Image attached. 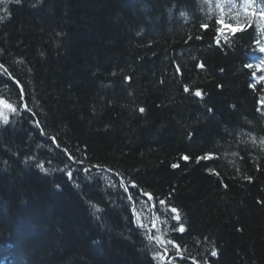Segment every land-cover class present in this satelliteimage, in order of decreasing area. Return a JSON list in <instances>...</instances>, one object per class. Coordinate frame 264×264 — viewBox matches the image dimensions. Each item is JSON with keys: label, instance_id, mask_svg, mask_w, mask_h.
Segmentation results:
<instances>
[{"label": "trees", "instance_id": "1", "mask_svg": "<svg viewBox=\"0 0 264 264\" xmlns=\"http://www.w3.org/2000/svg\"><path fill=\"white\" fill-rule=\"evenodd\" d=\"M262 16L0 0V264H264Z\"/></svg>", "mask_w": 264, "mask_h": 264}, {"label": "snow or ice", "instance_id": "2", "mask_svg": "<svg viewBox=\"0 0 264 264\" xmlns=\"http://www.w3.org/2000/svg\"><path fill=\"white\" fill-rule=\"evenodd\" d=\"M16 2H19V0H16ZM182 15H183V13H182ZM2 19H3V17H0V20H2ZM217 23H222V22H221V21H217ZM202 26H203V27H207V25H202ZM225 29H227V30L235 29V30H238V31H243V30H244V27H242V26H238V25H232V24L223 25V23H222V29H221V31H223V30H225ZM233 34H234V33H233ZM259 52L264 53V47H260V48H259ZM261 64H264V60H261ZM0 67H2V65H0ZM246 67H248V68H252L253 65L248 64V65H246ZM6 72H7V69H5V73H6ZM185 91L187 92L188 89L185 88ZM194 94H195L196 97H201V98H202V93H201V91L197 90V91H195ZM7 107L9 108L10 112H12V113H16V112H17V109L14 108V107H12L11 104H8ZM140 111L143 112L144 109L141 108ZM209 111H211V109H209ZM0 117H2V114H0ZM4 122H5V123L8 122L7 118H4ZM70 159H71V157H70ZM183 159H184V160H188L189 157H188V156H184ZM212 159H213L212 154H211V153H206L205 155L198 157V158H197V162H200L201 160L211 161ZM39 167L41 168L42 171H46V169L44 168L43 165H39ZM68 176L71 178L72 173L69 172V173H68ZM124 184H125V182H124L123 180H121V181H120V185H121V187H124ZM132 187L134 188V187H136V185H135V184H132ZM124 191H125V192L128 191L127 187H124ZM128 199L131 200L132 197L129 196ZM149 199H150V200L152 199V197H151L150 195H149ZM159 203H160L161 206H163V205L165 204V201H164V200H160ZM93 207H95V205H93ZM97 211H99V209H97ZM171 211H172V212H176L177 210H176L175 208H172ZM176 219H178V217H176ZM141 227H142V225H141ZM153 227H155V225H153ZM179 231H180V232H184V231H185L184 227L181 226V227L179 228ZM161 243H164V242L161 241ZM173 243H174V242H173L172 240H168V241H167V244H173ZM174 246L177 247V248L179 247V246H176V245H174ZM165 252H167V249H165ZM211 255H212V256H216L217 253H216L215 251H213V252L211 253ZM158 256H159V253H157V257H158ZM157 257H154V259H156Z\"/></svg>", "mask_w": 264, "mask_h": 264}, {"label": "bare ground", "instance_id": "3", "mask_svg": "<svg viewBox=\"0 0 264 264\" xmlns=\"http://www.w3.org/2000/svg\"><path fill=\"white\" fill-rule=\"evenodd\" d=\"M238 32V30H235V29H232V30H227V29H225L224 31H223V33L221 32L220 34H219V36H218V38H216V40H215V43L217 44V39H218V41H220V39H222V38H224L226 35H228V34H231V35H233V33H235V32ZM249 64H251V65H253V67H254V64L253 63H250V62H248Z\"/></svg>", "mask_w": 264, "mask_h": 264}, {"label": "rangeland", "instance_id": "4", "mask_svg": "<svg viewBox=\"0 0 264 264\" xmlns=\"http://www.w3.org/2000/svg\"><path fill=\"white\" fill-rule=\"evenodd\" d=\"M0 114H2V117H0V119H4L6 116V109H5V107H3V106H0ZM168 260L167 259H165V262L164 263H169V262H167Z\"/></svg>", "mask_w": 264, "mask_h": 264}]
</instances>
